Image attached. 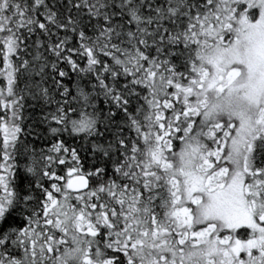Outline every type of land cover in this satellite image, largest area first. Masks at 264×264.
Masks as SVG:
<instances>
[{
    "label": "snow or ice",
    "instance_id": "snow-or-ice-1",
    "mask_svg": "<svg viewBox=\"0 0 264 264\" xmlns=\"http://www.w3.org/2000/svg\"><path fill=\"white\" fill-rule=\"evenodd\" d=\"M0 264H264V0H0Z\"/></svg>",
    "mask_w": 264,
    "mask_h": 264
},
{
    "label": "trees",
    "instance_id": "trees-1",
    "mask_svg": "<svg viewBox=\"0 0 264 264\" xmlns=\"http://www.w3.org/2000/svg\"><path fill=\"white\" fill-rule=\"evenodd\" d=\"M20 180L23 181V173H21ZM19 182V181H18Z\"/></svg>",
    "mask_w": 264,
    "mask_h": 264
}]
</instances>
